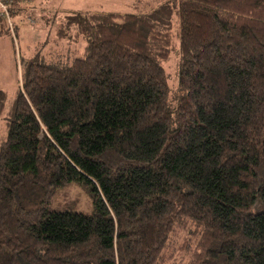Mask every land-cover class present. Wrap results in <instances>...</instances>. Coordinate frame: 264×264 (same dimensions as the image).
<instances>
[{
    "label": "trees",
    "instance_id": "trees-1",
    "mask_svg": "<svg viewBox=\"0 0 264 264\" xmlns=\"http://www.w3.org/2000/svg\"><path fill=\"white\" fill-rule=\"evenodd\" d=\"M59 22L57 37L87 44L21 72L0 144V264H264V0ZM73 182L91 214L50 208Z\"/></svg>",
    "mask_w": 264,
    "mask_h": 264
},
{
    "label": "rangeland",
    "instance_id": "rangeland-1",
    "mask_svg": "<svg viewBox=\"0 0 264 264\" xmlns=\"http://www.w3.org/2000/svg\"><path fill=\"white\" fill-rule=\"evenodd\" d=\"M166 0H29L14 15L16 32L9 29L8 24L0 21V90L6 93L5 105L0 116V144L6 140L8 125L13 115L14 100L17 97L21 72L29 59L37 52L48 59L68 56L76 52L81 56L85 45L84 38L72 39V34L61 40L57 37L60 30L59 17L72 11L136 13L150 7H156ZM30 15L33 24L23 22L21 18ZM23 22V23H22ZM179 37V28H174ZM167 83L170 87L172 103L178 96V58L173 52L168 61L163 63ZM94 205V193L84 182H73L58 192L50 204L52 210L75 211L91 214ZM180 229V228H179Z\"/></svg>",
    "mask_w": 264,
    "mask_h": 264
},
{
    "label": "built area",
    "instance_id": "built-area-1",
    "mask_svg": "<svg viewBox=\"0 0 264 264\" xmlns=\"http://www.w3.org/2000/svg\"><path fill=\"white\" fill-rule=\"evenodd\" d=\"M28 1L29 0H0V21H5L12 32H16V21L14 20V15L17 14L16 11L22 7H27L28 9V4H26V6L22 5ZM32 20L34 21L30 15H26L25 18H21L20 22L23 21L27 22V24H33Z\"/></svg>",
    "mask_w": 264,
    "mask_h": 264
}]
</instances>
